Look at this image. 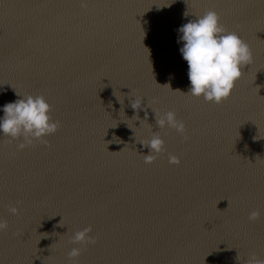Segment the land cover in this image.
Segmentation results:
<instances>
[{
  "label": "water",
  "instance_id": "water-1",
  "mask_svg": "<svg viewBox=\"0 0 264 264\" xmlns=\"http://www.w3.org/2000/svg\"><path fill=\"white\" fill-rule=\"evenodd\" d=\"M85 2L0 0V119L17 93L42 94L61 125L50 147L17 150L0 133V264L264 259V0ZM207 10L253 56L219 105L187 95L178 43ZM153 110L174 111L188 139L159 129ZM158 131L166 151L147 164L140 142ZM89 226L94 245L70 243ZM73 247L82 253L70 261Z\"/></svg>",
  "mask_w": 264,
  "mask_h": 264
},
{
  "label": "clouds",
  "instance_id": "clouds-1",
  "mask_svg": "<svg viewBox=\"0 0 264 264\" xmlns=\"http://www.w3.org/2000/svg\"><path fill=\"white\" fill-rule=\"evenodd\" d=\"M86 6L85 0H81V7ZM187 16L186 12L185 17ZM219 19L215 10L205 11L202 16L190 20L179 28L180 37L178 40V43L183 42L180 53L188 65V79L191 87L187 95L195 98L202 97L205 102L217 105L230 97L235 84L242 78V70L253 62L248 44L236 32L227 31L219 23ZM164 86L171 89L169 85ZM177 91L180 92L179 90L174 92ZM17 95L21 98L3 106L4 116L0 119V133L3 134V137L8 138V143L14 140L19 141L17 150L31 147L34 142L50 147L45 137L54 135L61 125L50 115L52 109L45 96L42 94L20 96L18 93ZM142 102L143 99L137 97L131 101V108L136 110L137 114L134 117H137V120H139L138 113L142 110ZM154 112L159 129L165 127L173 129L185 140L188 139L185 135L186 126L182 120L177 119L174 111H167L163 115L157 111ZM110 143L111 141L108 142V144ZM140 143L149 150L148 154L144 155V162L147 164L153 163L160 154L166 151L165 141L159 131L153 132L150 139ZM168 159L170 164L179 165L180 163L179 158L175 155L169 154ZM19 203L18 201L17 205ZM8 212L18 215L19 207L9 206ZM259 218V211H252L248 216L250 221H256ZM58 226L63 227L62 220ZM7 227V221L0 220V232L7 230ZM91 232V226L76 231L70 238V243L84 247L89 244L94 245L97 241L90 235ZM81 253L82 247H73L68 253V258L73 261ZM237 260L240 262L239 253ZM244 264H264V259L253 253L244 261Z\"/></svg>",
  "mask_w": 264,
  "mask_h": 264
}]
</instances>
